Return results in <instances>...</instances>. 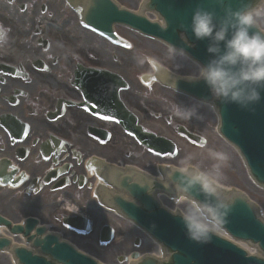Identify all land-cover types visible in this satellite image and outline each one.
Wrapping results in <instances>:
<instances>
[{
  "label": "flooded vegetation",
  "instance_id": "obj_1",
  "mask_svg": "<svg viewBox=\"0 0 264 264\" xmlns=\"http://www.w3.org/2000/svg\"><path fill=\"white\" fill-rule=\"evenodd\" d=\"M112 1L132 8L138 2ZM81 7L82 0H0V171L20 180L17 188L26 202L50 205L60 219H92L95 209L88 205L100 209L98 188L105 166L134 165L149 173L155 167L149 155L170 157L142 146L118 122L122 105L146 131L153 130L141 113L161 116L153 115L149 97L146 105H133L137 98L129 90V72L118 70L116 51L129 49L130 39H145L119 24L113 29L124 45L100 35L81 23ZM75 31L91 38L77 41ZM140 76V86L153 85ZM164 119L172 121L170 115ZM178 125L187 128L179 123L174 130ZM120 133L143 153L120 152ZM65 204L73 205L74 212L54 213Z\"/></svg>",
  "mask_w": 264,
  "mask_h": 264
},
{
  "label": "water",
  "instance_id": "obj_2",
  "mask_svg": "<svg viewBox=\"0 0 264 264\" xmlns=\"http://www.w3.org/2000/svg\"><path fill=\"white\" fill-rule=\"evenodd\" d=\"M255 1L226 0V3L236 10L251 7ZM198 6L215 11L218 17L222 15V7L218 5L217 0H146V7L156 11L163 19L164 26H160L141 14L118 9L107 0H93L92 5L82 14V20L109 35L112 21L125 23L144 34L158 37L177 49H183L200 63H206L210 58L206 51L208 41H197L188 27L192 12ZM172 84L202 100L213 101L220 119L219 133L237 147L250 175L258 184L264 186V90L261 91L260 103L245 110L236 104H221L214 101L203 81L188 82L177 79L172 81ZM122 125L129 132H133L143 144H148L151 149L157 152L170 150L175 154L173 144L167 140L146 136L135 123L122 122ZM181 132L196 143H204V139L198 135L185 130ZM143 182L146 184L131 183L128 176H123L120 181L122 189L140 201V206L119 196L113 197L112 200L126 218L133 220L161 242L170 256L169 260L162 263L145 257L139 264H264V260L247 255L243 249L219 236H214L206 244L190 241L179 218L173 217L161 208L157 200L151 196V186H149L151 182L146 180ZM153 186L164 189L158 182H153ZM166 192H171V189ZM198 198L203 199V196ZM249 199L251 200L250 197ZM224 201L230 208L224 229L234 238L256 243L264 252V222L257 217L251 203L242 194L229 195ZM66 222L77 229L86 231L89 229L86 220L81 217ZM0 224L10 227L13 234L21 233L40 253L35 254L24 247H13L11 252L18 264H98L69 243L61 241L58 235L45 233V227H36L31 234V230L37 224L34 218H26L22 227L19 224L11 226L10 221L0 216ZM111 234V229L105 227L101 232V239L108 241ZM8 244V239L0 238V249Z\"/></svg>",
  "mask_w": 264,
  "mask_h": 264
},
{
  "label": "rangeland",
  "instance_id": "obj_3",
  "mask_svg": "<svg viewBox=\"0 0 264 264\" xmlns=\"http://www.w3.org/2000/svg\"><path fill=\"white\" fill-rule=\"evenodd\" d=\"M126 4H130L129 0H121ZM139 1V0H138ZM264 8V5L261 7ZM76 40L82 41L91 38L88 34L82 32L74 33ZM78 36L80 39H78ZM139 37V36H138ZM140 38V37H139ZM131 49L116 51L118 57V65L120 72H129V90L131 95L137 98L133 105L152 106L153 115L161 113L159 119L155 116L141 113V117L148 121L145 125L154 130L157 134L163 135L173 141L177 147V155L169 158H158L149 155L153 162L158 165V162L166 161L173 165L178 160L186 155L193 157V163L199 164L204 169H210L217 166L220 172L221 190L241 191L251 198L257 208V212L264 219V190L257 187L247 174L244 163L238 152L224 141L216 132L217 117L212 108L208 104L197 103L185 96L179 95L164 89L163 87L153 83L150 87L140 86L138 75L146 74L152 71L153 63L167 69L174 74L188 75L196 71V66L187 60L184 56L168 49L161 43L145 39L134 40ZM75 41V42H77ZM84 49L86 45L82 44ZM134 59V60H132ZM134 74H137V76ZM141 78V77H140ZM146 91L151 93H146ZM148 94V95H147ZM145 102V103H144ZM176 103L191 107L197 110V116L191 119H182L174 114V106ZM137 108V106H133ZM170 115L172 121L167 123L164 117ZM183 123L188 129L194 130L197 134L205 139V144L199 145L190 142L185 137L181 136L174 130V125ZM189 123H191L189 125ZM121 143L117 145L120 152L130 149L135 152L143 153L138 147H131L134 140L124 135L119 134ZM125 140V144L124 141ZM123 142V144H122ZM153 173H156L154 167ZM18 188L0 187V213L13 221L22 220L26 216L36 217L41 224L48 225L50 230L58 231L62 237L70 240L78 248H81L85 253L93 256L104 264H123L117 261V257L123 255V250H134L139 253L153 252L151 244H145V236L137 234V231L129 223L124 220H119L112 213L95 208L94 204L88 207L94 208V215H91L92 229L90 232H80L73 230L63 225L60 217L53 214L50 205L47 204H29L24 198V192ZM162 204L171 206L172 200L162 196ZM64 207L57 209L54 213L66 212L73 205L65 204ZM110 225L114 230V237L110 242L102 243L99 241L98 232L103 225ZM220 234H223L220 232ZM140 239V244L135 247L133 240ZM242 246L245 244L237 242ZM248 248L247 246H245ZM249 249V248H248ZM0 264H13L10 257L6 253H0Z\"/></svg>",
  "mask_w": 264,
  "mask_h": 264
},
{
  "label": "clouds",
  "instance_id": "obj_4",
  "mask_svg": "<svg viewBox=\"0 0 264 264\" xmlns=\"http://www.w3.org/2000/svg\"><path fill=\"white\" fill-rule=\"evenodd\" d=\"M217 3L222 7L219 17L215 11L199 6L192 12L188 27L197 41H208L210 58L206 63L195 61L196 71L184 79L203 81L214 101L251 109L260 103L264 90V8L234 10L226 0ZM174 114L182 119L198 115L197 110L178 103ZM156 180L174 193L169 197L171 206L162 207L179 218L190 241L209 243L224 229L230 208L221 196L217 166L204 169L186 155L169 165Z\"/></svg>",
  "mask_w": 264,
  "mask_h": 264
},
{
  "label": "bare ground",
  "instance_id": "obj_5",
  "mask_svg": "<svg viewBox=\"0 0 264 264\" xmlns=\"http://www.w3.org/2000/svg\"><path fill=\"white\" fill-rule=\"evenodd\" d=\"M158 73V71L156 72V74ZM21 243H23V240L21 239V241H20ZM251 251H253V252H255L256 251V249H254L253 247H252V249H251ZM126 252V251H125ZM128 252V251H127ZM156 256H161V254H162V249H161V247H159L158 245H156ZM126 256H127V260L128 259H130L131 257V255L129 254V253H127L126 254Z\"/></svg>",
  "mask_w": 264,
  "mask_h": 264
}]
</instances>
